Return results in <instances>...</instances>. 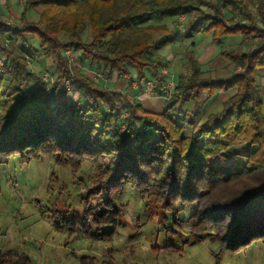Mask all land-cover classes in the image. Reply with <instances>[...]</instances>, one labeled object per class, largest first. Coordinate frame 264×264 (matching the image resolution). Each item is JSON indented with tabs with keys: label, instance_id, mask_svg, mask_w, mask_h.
I'll return each instance as SVG.
<instances>
[{
	"label": "trees",
	"instance_id": "1",
	"mask_svg": "<svg viewBox=\"0 0 264 264\" xmlns=\"http://www.w3.org/2000/svg\"><path fill=\"white\" fill-rule=\"evenodd\" d=\"M37 7L42 10L34 22L27 13ZM182 15L189 38L210 34L222 45L240 35L237 47L220 51L239 70L207 76L190 56L193 72L179 78L159 112L84 70L136 81L141 90L152 78L161 94L168 81L159 52L174 41ZM170 19L172 26L162 22ZM67 51L78 54V64ZM41 59L57 68L51 89L32 69ZM0 60V165L15 155L22 164L48 155L77 180L91 169L79 208L46 209L55 229L68 238L112 241L130 186L146 198L147 212L155 203L164 230H173L171 219L177 228L187 222L192 242L217 244V260L264 243V97L257 82L264 69V0H25L16 26L1 23ZM66 80L79 100L68 101L69 92L59 86ZM222 93L228 98L198 123L205 104ZM196 122L184 133V125ZM243 144L250 145L245 162H232ZM58 179L54 172L49 190ZM95 261L80 258V264ZM32 263L19 249L0 250V264Z\"/></svg>",
	"mask_w": 264,
	"mask_h": 264
},
{
	"label": "rangeland",
	"instance_id": "2",
	"mask_svg": "<svg viewBox=\"0 0 264 264\" xmlns=\"http://www.w3.org/2000/svg\"><path fill=\"white\" fill-rule=\"evenodd\" d=\"M5 1L8 5L0 0V12L3 13H0V18L16 26L23 13L25 0ZM41 10V7L29 10L28 19L37 21ZM185 19L184 15L180 16L175 20L176 24L183 25L185 28ZM162 22L170 26L175 23L171 19ZM201 37L197 35L194 40H199ZM85 39H91L89 28L85 33ZM256 41L251 40L250 45L254 46ZM171 47L172 45L166 46L159 56H168L170 52L174 59L183 57V51L172 52ZM215 48L220 49L222 46H215ZM199 50L197 53L205 75L220 77L238 71L231 64L220 67L223 61L217 57L215 50L207 48L206 40L203 41ZM77 55L74 52L68 55L72 64L79 61ZM47 62L48 64L43 63L42 69L35 65H32V69L52 76L53 80L48 82L50 84L45 88L51 89L57 75V68L50 61ZM215 67H217L216 70H213ZM189 70L193 72L191 67ZM88 74L95 81L106 79L104 77L96 80L93 72L88 71ZM257 82L264 97V69L259 71ZM32 85L44 91L40 80L33 79ZM61 88L69 92V102L79 100V93L73 92L71 86ZM196 123L193 126L184 125V133L189 135L196 129L198 125ZM249 148L248 144L237 146L238 155L232 162L243 164ZM54 172L59 179L49 190ZM90 173L91 169L85 167L84 171L78 175V180L74 179L70 169L56 165L54 158L48 155L33 159L28 164H22L19 156L15 155L1 164L0 250L19 249L31 258L32 264H80V258L83 256L97 258L98 262H92L93 264H107L110 258L113 259L114 264H264V243L261 241L247 245L237 254H225L217 260L215 253L219 251L218 245L210 243L208 239L192 242L188 239L190 231L187 222H183L182 227L177 228L171 219L170 227L175 232L164 230L158 222L155 203H152L150 213L147 212L146 198L130 186L127 187L124 195L126 207L122 218L123 225L118 228L112 241L83 237L68 238L65 231L55 229L46 209L50 210L54 207L65 209L66 204L73 209L79 208L80 197L84 194L83 189L90 183ZM63 184L66 185L64 190H62ZM188 214L189 211H185L180 217L184 218ZM185 240L188 241L184 243ZM168 244L175 245L177 249L173 251L165 248ZM218 261L220 262L217 263Z\"/></svg>",
	"mask_w": 264,
	"mask_h": 264
},
{
	"label": "crops",
	"instance_id": "3",
	"mask_svg": "<svg viewBox=\"0 0 264 264\" xmlns=\"http://www.w3.org/2000/svg\"><path fill=\"white\" fill-rule=\"evenodd\" d=\"M2 1L4 3H6V5H8V3L5 0H2ZM1 14H3V13H1ZM184 25H185V28L183 25L182 26L176 25V27L173 28V30H175V32H176V34L174 36L175 38H174V41L172 43L168 44L169 46L172 45V47L170 48V51H172V52L183 51V57L174 59L172 53H170V52L167 54L168 56L163 55L164 56L163 57L161 55V58L163 59V63H164L163 67L161 69V72L165 75L168 82L173 81V83L175 84V88L179 82L180 77L187 78L192 73L189 70V68L191 67L190 63H189L190 62V60H189L190 56L193 58H196L202 67V63H201L200 57H198L197 50H199L203 41L206 40L207 41V48L210 47V48H212V50H215L217 57L223 61L222 66H220V67H223V66L225 67V66L230 65L228 63V61L221 56V54H220L221 49L235 48L241 42V36L240 35H234V36L226 37L224 39L222 45H216L213 42L210 34L204 35L202 33H199V34H196L194 37L189 38L186 35V24H184ZM197 35H201L202 37L199 40H194ZM215 46H220V47L222 46V48L216 49ZM159 53L161 54V50ZM39 62L40 63H38V68H40V69H42L43 63L46 62L48 64V62L45 61L44 59H41ZM84 68L86 69V73H88V71L94 72V70H96L95 67L89 68L88 66H85ZM216 68L217 67L213 68V70H216ZM208 70H211V69H208ZM237 70H239V67L237 68ZM203 71H205V70H203ZM235 72H237V71H235ZM150 73L151 72H148V75H150ZM229 75H231V74H229ZM229 75H227V76H229ZM227 76H220V77H227ZM150 79L153 80L152 78H150ZM102 82L103 83L105 82L104 84H106L109 87L127 92L131 97L136 98L138 101H140L149 110L159 112L163 108V104L165 102V99L162 97V95H160L159 93H155L154 91L152 94L146 93L145 92V85H144V89L141 90L139 84L136 81H134L133 83H128V81L119 80L118 77L115 76L111 80L102 79ZM227 98H228V94L222 93V94H219L217 97H215V99L213 98V99L209 100L205 104V107H204L205 110L199 116L198 120L201 122L205 115L209 114L210 112H212L214 110H217Z\"/></svg>",
	"mask_w": 264,
	"mask_h": 264
},
{
	"label": "built area",
	"instance_id": "4",
	"mask_svg": "<svg viewBox=\"0 0 264 264\" xmlns=\"http://www.w3.org/2000/svg\"><path fill=\"white\" fill-rule=\"evenodd\" d=\"M1 23L3 24H6V25H10V26H15L13 25L11 22L9 21H6V20H3L0 18V26H1ZM67 54L69 55L70 54V51H67ZM71 59V58H70ZM72 61V60H71ZM3 65V62L2 60H0V67ZM94 78L96 80L98 79H101V78H104L105 75L100 72V71H96L94 70ZM42 79L44 81H47V82H50L52 80V78L48 75V73H44L42 75ZM26 82H23V84H25ZM60 87H64V88H69L71 86V83L69 80H66L65 82L61 83L59 85ZM154 87H155V82L151 79H149L146 84H145V92L148 93V94H152L153 91H154ZM175 89V84L173 83V81H169L167 83H165L162 88H161V94L162 97L166 100V99H170V97L172 96L173 94V91Z\"/></svg>",
	"mask_w": 264,
	"mask_h": 264
}]
</instances>
